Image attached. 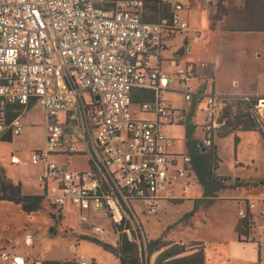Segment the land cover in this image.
Segmentation results:
<instances>
[{
  "label": "built area",
  "instance_id": "1",
  "mask_svg": "<svg viewBox=\"0 0 264 264\" xmlns=\"http://www.w3.org/2000/svg\"><path fill=\"white\" fill-rule=\"evenodd\" d=\"M158 4L157 15L147 20L146 0H0V138L21 135L24 112L34 102L41 104L47 121L46 147L35 151L32 159L45 163L42 181L58 182L51 196L58 210L66 202L81 210L93 205L96 211L112 212L113 222L121 225L124 215L115 197L126 202L124 189L136 197L146 189L154 205L173 194L170 163H177L180 154L168 152L164 128L182 123L184 110L167 104L163 94L177 90L174 80L185 86L178 91L187 101L207 97L204 145H212L217 136L225 94L208 93L207 84L197 90L187 86L197 77L208 80L211 76L203 73L209 65L182 67L180 59H174L173 79L152 64L176 33L189 27L178 14L183 1ZM137 89L152 91L154 98L134 104ZM258 110L264 115L260 103ZM61 115L65 123L59 122ZM73 123L80 125L84 137L93 133L95 137L93 166L85 172L62 170L51 158L62 146L65 124ZM76 149L69 146L70 152ZM184 161L180 174L192 171L190 155H184ZM183 192L188 193L187 186ZM246 205L247 210H239L241 218L257 207L254 202ZM95 230L103 231L99 226ZM125 231L133 241L134 233ZM31 241L28 234L26 243ZM12 264L26 263L15 256ZM77 264L95 262L82 254Z\"/></svg>",
  "mask_w": 264,
  "mask_h": 264
},
{
  "label": "rangeland",
  "instance_id": "2",
  "mask_svg": "<svg viewBox=\"0 0 264 264\" xmlns=\"http://www.w3.org/2000/svg\"><path fill=\"white\" fill-rule=\"evenodd\" d=\"M184 8L178 11L180 17L187 21V30L178 31L169 41L170 48L163 54L180 58L182 67H194L200 63L213 66L214 76L198 77L187 86L194 90L207 84V92H253L264 99V33L232 32L226 29L224 21L215 29L211 28L210 16L220 0H181ZM227 0H223L226 3ZM238 1V0H232ZM152 3L149 2L148 12ZM152 64L160 66L173 79L177 78L176 65L168 60L159 62L153 58ZM217 64V67H215ZM175 91L163 94L167 104L175 108H185L187 115L193 117L191 103L185 100L184 94L178 91L181 84L174 80ZM186 86V87H187ZM230 95V94H229ZM241 96V95H240ZM87 102L92 101L89 93H85ZM196 108V121L200 125L194 136L204 140L202 125L206 123L207 97L203 96ZM224 107V106H223ZM135 108V107H134ZM194 111V112H195ZM140 117L149 118L140 113ZM64 116H61L63 120ZM188 121V120H187ZM23 131L13 141L0 140V170L9 177L21 182L22 190L27 195L45 196L42 206L26 213L20 205L8 200H0V264H12L14 254L19 253L29 259V264L44 262L76 261L84 254L95 264H120L116 256L104 248V243L117 245L120 236L114 226L109 210L96 211L92 207L80 209L79 205L66 202L63 209H56L51 196L55 193L40 182L44 163H35L32 155L37 149L46 147V113L40 103H36L22 116ZM188 123L173 125L168 128V138H175L174 148L181 153L177 163H170V174L173 179L169 185L174 192L162 198L155 213L144 207L141 201L129 204L121 197H115L124 221L122 228L141 234L142 244L152 238L159 237L167 230L168 239L175 243L202 242L205 245V264H264V139L258 131L237 132L220 137L214 135L213 145L221 162L216 173L224 179L228 188L222 190L216 200H205L194 212L192 218L186 217L193 210L194 202L203 197V187L194 170L179 171L185 168L186 133ZM72 141L71 137L66 138ZM78 144L77 153L63 156V162H69L70 169H88L87 153L83 144L76 137L72 141ZM77 146V145H76ZM207 147L208 145L205 144ZM12 155L19 158L13 159ZM112 169H119L113 165ZM187 186L188 193L183 192ZM164 195L165 192H159ZM242 202L241 206L237 202ZM246 201L254 202L252 210L253 229L247 242L240 243L236 230L241 218L239 208ZM130 207L133 211L130 210ZM129 209V210H128ZM87 216L88 220L82 217ZM141 225V226H140ZM99 226L103 231L97 232ZM27 234L32 241L26 244ZM242 238L245 239V236ZM159 252L151 257L144 256V264H154Z\"/></svg>",
  "mask_w": 264,
  "mask_h": 264
},
{
  "label": "trees",
  "instance_id": "3",
  "mask_svg": "<svg viewBox=\"0 0 264 264\" xmlns=\"http://www.w3.org/2000/svg\"><path fill=\"white\" fill-rule=\"evenodd\" d=\"M147 5L152 3L150 12L145 19L152 20L159 12V0H146ZM211 28L215 29L219 22L226 23V29L232 32H257L264 33V0H227L226 3L220 0L216 3L215 10L210 16ZM203 74L214 76L213 66L209 65ZM154 98L153 92L146 89H137L133 94V103L139 104L144 101H151ZM260 98L258 96H239L225 95L223 98L224 107L218 118L219 131L223 129L220 137L233 133L237 139V132L240 131H258L264 134V115L258 110ZM1 141H13L12 137L0 138ZM201 141L192 139V129L187 132V145L191 157V166L203 187V197L195 200L194 208L187 213L188 219L192 218L194 212L205 200H216L218 194L228 188V185L222 180L224 177L218 175L221 160L217 155L216 146L213 144L207 146L206 151H202L199 146ZM93 166L92 161L89 162ZM126 202L141 201L144 207L155 213L157 205H154L149 198V194L144 189L143 196H137L135 193H129L127 189L123 190ZM43 195H27L23 193L21 182H15L3 170H0V200H8L20 205L26 213H31L39 209L44 201ZM161 200V199H160ZM160 204V202H159ZM158 204V205H159ZM56 208V207H55ZM57 209V208H56ZM129 210V209H128ZM130 210L132 208L130 207ZM119 230L120 236L117 245L104 243V248L111 251L120 264H144V256L151 257L159 252L154 264H205V245L202 242L191 243L185 246L184 243H175L168 239L167 230L157 238L148 239L145 244L141 243L142 236L133 232L135 239L129 240L128 235L122 224L114 223ZM254 221L253 216L249 214L245 218H239L236 230L239 234V241H247L251 234ZM141 226V225H140ZM245 236V239L242 238ZM43 264H77L76 261L64 262H44Z\"/></svg>",
  "mask_w": 264,
  "mask_h": 264
},
{
  "label": "crops",
  "instance_id": "4",
  "mask_svg": "<svg viewBox=\"0 0 264 264\" xmlns=\"http://www.w3.org/2000/svg\"><path fill=\"white\" fill-rule=\"evenodd\" d=\"M169 48H170V44H169V47H168V49L166 50V51H168L169 50ZM165 51V52H166ZM174 59H180L179 57H177V56H175V55H168V56H166V55H162V57L160 58V59H158V61L159 62H162L163 60H168V61H171V62H173L174 63ZM209 65V64H208ZM215 67H217V64H216V66ZM218 94H225V95H241V96H245V95H251V96H258V97H261L260 95H258L257 93H253V92H244V93H240V92H229V91H223V92H217ZM186 100V99H185ZM187 101V100H186ZM188 103H191V110L193 111V113H192V115H193V117H195V120H194V118H191V117H189L188 115H187V111H186V109L185 108H181V109H183L184 110V121L182 122V123H180V124H178V125H180V126H182V125H184V123H188V129H187V132H188V130L189 129H192V139H195V140H197V141H201V138H196L195 136H194V133L196 132V130H197V128H198V125H200L199 123H197V121H196V108L198 107V101H196L195 99H193V100H189V101H187ZM34 104H36V102H34V103H32L31 105H30V107L32 106V105H34ZM172 106V105H171ZM30 107L27 109V110H29L30 109ZM173 107V106H172ZM26 110V111H27ZM195 111V112H194ZM145 114H148V113H145ZM148 115H150L151 117H152V115L151 114H148ZM61 116H64V115H61ZM61 116L59 117V122L60 123H65V116L63 117V120H61ZM188 120V121H187ZM173 126V125H172ZM24 128V127H23ZM168 128L169 127H165L164 128V130H165V133H166V136H167V138H168ZM81 128H80V125H78L77 123H73V124H65V132H64V135H63V137H62V146L59 148V150H57V152H55L53 155H52V160H54V161H56L57 162V164L61 167V169L62 170H69V171H81V172H85V171H87L89 168H90V164H89V162H90V160L92 161L93 160V149H94V141H95V137H94V133L92 134V136L91 135H87V137H84L83 136V134L81 133V130H80ZM18 136H20V135H18ZM68 136H70L71 137V139H72V141L75 139V137H76V139L77 140H80L81 142H82V144H83V147H84V150H82V151H80L79 153H87L86 155H88V165H89V168L88 169H70V168H68V165H69V162H63V160H61L60 158L61 157H63V156H71L72 154H74V153H77L78 152V150L77 149H79V146H78V144H76V143H73L71 140L70 141H68L66 138L68 137ZM17 137V136H16ZM13 139L15 138V137H12ZM175 139V138H174ZM174 139L173 138H168V144H167V149H168V152L169 153H181L180 151H178V150H176L175 148H174V143H173V141H174ZM71 145H74L77 149H76V151H74V152H70L69 151V146H71ZM77 145V146H76ZM186 148H187V151H186V154L185 155H189V150H188V145H187V133H186ZM38 150H42V149H37V150H35V151H38ZM34 151V152H35ZM12 157H14V158H17V159H19L18 157H16L15 155H12ZM44 163V162H43ZM45 163H44V169H43V172H42V174H40L39 175V180H40V182H42V183H44V186H45V192H46V190H47V188H48V191L49 190H51V191H53V188H55L56 186H57V184H58V182L56 181V180H47V181H42L41 179H40V176H42L44 173H45ZM101 174V173H100ZM105 174H106V171H105V169H104V171L102 172V176H105ZM11 178V177H10ZM11 179H13V178H11ZM14 180V179H13ZM15 181V180H14ZM16 182H19V181H16ZM249 201H246L244 204H247ZM238 203V205L239 206H241V204H243L242 202H237ZM241 208V207H240ZM240 208H239V210H240ZM242 208H244V206H242ZM63 209V208H62ZM249 214H251V216H253L252 215V213L251 212H249ZM28 235V234H27ZM247 242V241H246ZM241 243V242H240ZM242 243H244V242H242ZM27 244V243H26ZM29 245V244H28ZM15 256H21V257H23L24 259H25V263L26 264H29V259L28 258H26V257H24L23 255H21V254H19V253H16V254H14V256H13V258L15 257ZM13 258H12V260H13Z\"/></svg>",
  "mask_w": 264,
  "mask_h": 264
},
{
  "label": "water",
  "instance_id": "5",
  "mask_svg": "<svg viewBox=\"0 0 264 264\" xmlns=\"http://www.w3.org/2000/svg\"><path fill=\"white\" fill-rule=\"evenodd\" d=\"M264 102V99L259 100V103L262 104ZM262 106V105H261ZM199 146H201L202 151H206L207 147L204 145L203 142H200Z\"/></svg>",
  "mask_w": 264,
  "mask_h": 264
},
{
  "label": "bare ground",
  "instance_id": "6",
  "mask_svg": "<svg viewBox=\"0 0 264 264\" xmlns=\"http://www.w3.org/2000/svg\"><path fill=\"white\" fill-rule=\"evenodd\" d=\"M262 106H264V102H262V104H261ZM13 159H15L16 161H18L19 159H17V158H14L13 157Z\"/></svg>",
  "mask_w": 264,
  "mask_h": 264
}]
</instances>
